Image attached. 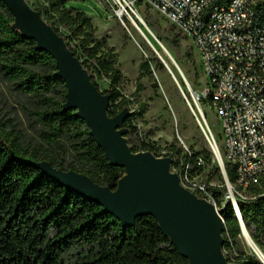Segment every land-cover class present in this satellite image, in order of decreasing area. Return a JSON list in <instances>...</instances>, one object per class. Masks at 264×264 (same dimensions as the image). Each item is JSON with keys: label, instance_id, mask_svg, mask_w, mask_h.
Wrapping results in <instances>:
<instances>
[{"label": "trees", "instance_id": "1", "mask_svg": "<svg viewBox=\"0 0 264 264\" xmlns=\"http://www.w3.org/2000/svg\"><path fill=\"white\" fill-rule=\"evenodd\" d=\"M43 1L46 6L38 11L59 34L56 26L71 34L75 44L68 42L67 45L79 59L78 52H83L87 60L82 63L93 83L99 88L96 77L109 81L110 89L104 93L110 98L109 115L115 117L129 108L130 101L122 95L125 77L118 68V54L106 38H96L93 20L85 11L71 6V0ZM13 24L12 14L0 0V75L17 92L37 99V106L30 113L42 125V138L47 147L25 145L21 130L11 121L0 120V264H188L155 218H138L134 227L124 229L99 204L85 200L36 168L22 164L46 161L57 169L84 174L113 191L125 175L124 168L110 165L86 123L77 118L76 111H64L67 88L56 75L55 60L47 52H38L36 43L24 38ZM149 25L159 36L155 26ZM166 71L160 59L144 60L139 66L138 92L143 89L140 80L144 76ZM154 87L159 88V84L155 82ZM186 96L191 99L187 91ZM147 108L146 102L141 103V117ZM135 116L131 115L124 127L127 135L138 138L139 131L133 126ZM65 142L70 144V149H65ZM131 149L134 153L149 152L160 157L158 149L145 142L140 150ZM176 153L180 154L181 149L172 146L166 155L173 159V165L177 164ZM200 157L204 166L197 164ZM212 161L213 154L208 149L186 154L179 171L193 164L192 174L203 172ZM226 171L231 184H235V169L227 164ZM215 177L223 183L221 171L214 165L208 182ZM210 190L218 197L217 188L210 187ZM254 191L258 199L238 201V206L251 237L262 245L264 183ZM222 217L229 233L224 234V248L240 246L241 226L230 201L226 202ZM238 260V264H261L242 251ZM228 261L231 262L229 258Z\"/></svg>", "mask_w": 264, "mask_h": 264}, {"label": "water", "instance_id": "2", "mask_svg": "<svg viewBox=\"0 0 264 264\" xmlns=\"http://www.w3.org/2000/svg\"><path fill=\"white\" fill-rule=\"evenodd\" d=\"M1 1L14 18L13 28L24 38L34 41L38 52H47L55 60L58 69L56 75L64 81L67 88L64 111H76L77 118L86 123L110 165L124 168L125 175L113 191L95 183L84 174L57 169L46 161H26L22 164L36 168L56 184L85 200L99 204L107 214L115 216L124 229L134 227L138 218H155L164 235L171 240L182 258L188 260V264H233L228 261L223 250L224 210L218 211L213 204L185 189L181 185L180 176L172 171V158H159L149 152L134 153L126 138L128 130L123 127L132 115L130 109L111 117L108 113L109 96L93 83L89 72L68 47L65 38L27 0ZM131 20L138 29L141 26L147 29L165 53V57L161 56L151 45L185 97L219 167L224 171L223 159L209 135L204 115L195 106L196 111L187 98L173 67L193 100L197 92H193L177 61L145 21L140 17H132ZM227 199L232 202V194H227ZM235 206L238 209L242 235L248 233L252 239L237 203Z\"/></svg>", "mask_w": 264, "mask_h": 264}, {"label": "built area", "instance_id": "3", "mask_svg": "<svg viewBox=\"0 0 264 264\" xmlns=\"http://www.w3.org/2000/svg\"><path fill=\"white\" fill-rule=\"evenodd\" d=\"M116 1L131 19L138 17L135 9L140 2L148 4L192 42L206 81L204 90L197 92L195 97L199 102L207 101L206 109L219 119L223 155L205 119L204 122L225 165L224 171L219 167L223 178L219 187L227 190L226 202L230 201L227 194H232L233 201L230 202L238 217L235 204L258 199L254 189L264 183V0ZM197 164L205 165L202 157L198 158ZM227 164L235 169L234 185L228 178ZM172 171L180 176L185 189L219 211L210 190V187L218 189L217 185L200 182L197 174L191 173L190 164L182 171ZM223 223V234H229L224 219ZM262 232L263 244L256 256L264 264V224ZM232 249L235 252L233 245ZM224 254L230 263L240 262L236 252L232 256L224 250Z\"/></svg>", "mask_w": 264, "mask_h": 264}, {"label": "rangeland", "instance_id": "4", "mask_svg": "<svg viewBox=\"0 0 264 264\" xmlns=\"http://www.w3.org/2000/svg\"><path fill=\"white\" fill-rule=\"evenodd\" d=\"M27 2L36 10L46 6L43 0H27ZM71 6L88 14L96 28V38H106L109 46L113 47L118 54V68L125 77L122 95L130 101L129 109L132 115H136L133 126L139 131L138 138L131 134L127 135L129 146L140 150L142 143L145 142L158 149L159 158L166 157L172 146L176 149H181V153H176L174 156L177 164H172V170L175 169L177 171L180 170L186 154H189V152L198 154L208 149L213 154V161L205 167L203 172L196 173L200 182H208V175L212 171L213 166L219 167V165L196 118L188 107L185 97L170 73L168 71L164 73L154 72L152 77L144 76L140 80L143 89L138 92L137 80L140 64L146 59H159V56L146 42L129 15L123 11V8L116 0H71ZM135 11L157 38L159 39L160 37L162 44L179 64L193 92H202L206 81L202 72L200 58L188 36L158 10L144 2H140ZM128 12L131 15V12ZM149 23L155 26L159 36L150 27ZM56 27L67 43L72 42L75 44L71 34L66 29L60 26ZM155 48L161 56L165 57V53L158 44L155 45ZM78 55L82 62L87 60L82 51H79ZM154 68L155 63H153ZM178 76L180 77L179 74ZM96 82L103 93L110 89V83L106 79L96 77ZM155 82L159 84V88L154 87ZM184 86L183 89L186 93L188 88L185 84ZM195 100L203 110L208 127L214 134L220 152L223 155L222 129L218 117L214 112L206 109L207 101L199 102L197 97H195ZM189 101L197 111L192 97ZM143 102L147 103L148 111L141 117L139 112L140 105ZM36 104V98L17 92L13 84L0 75V120L11 121L13 125L17 126V129L21 130L24 135L25 145L30 144L36 148L47 147L42 138V125L38 124L35 117L30 113L35 110ZM65 149H70V144L67 142H65ZM68 156V161H70L71 155L69 154ZM192 168L193 164H191ZM211 184L219 187L221 182L215 177ZM226 193L227 190L224 191L221 187L218 188V197H215V201L219 211L225 207ZM256 245L262 248V245L258 243ZM233 248L237 254L242 251L247 256H252L258 260L243 236L240 237V246H233ZM223 250L235 256L233 249L231 251V248H223Z\"/></svg>", "mask_w": 264, "mask_h": 264}, {"label": "bare ground", "instance_id": "5", "mask_svg": "<svg viewBox=\"0 0 264 264\" xmlns=\"http://www.w3.org/2000/svg\"><path fill=\"white\" fill-rule=\"evenodd\" d=\"M138 17H140L138 15ZM141 18V17H140ZM141 29H139L141 35L144 37V39L146 40V42L149 44V46L153 45L155 47V45L153 44L155 41L154 36L144 27H140ZM156 42V41H155ZM161 49V48H160ZM199 108V110L203 113V110L201 109L200 105L197 103L196 104ZM200 116V115H199ZM205 119V117H204ZM206 120V119H205ZM206 125L208 126V123L206 121ZM245 235L243 236L248 244V246L250 247V249L255 253V255H259L260 253V249L259 247L253 242V240L247 235L248 233H244ZM256 249V250H255Z\"/></svg>", "mask_w": 264, "mask_h": 264}]
</instances>
